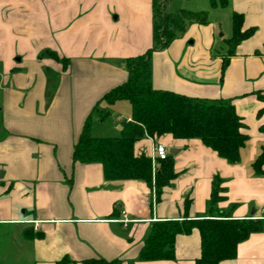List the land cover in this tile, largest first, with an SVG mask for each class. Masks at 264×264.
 Here are the masks:
<instances>
[{
    "label": "crops",
    "instance_id": "obj_1",
    "mask_svg": "<svg viewBox=\"0 0 264 264\" xmlns=\"http://www.w3.org/2000/svg\"><path fill=\"white\" fill-rule=\"evenodd\" d=\"M197 1L177 2L176 10L204 12L206 22L189 24L152 53V87L230 102L247 140L236 163L198 138L165 133L136 140L133 153L151 159L152 174L155 143L172 157L175 177L157 196L144 181L105 180L100 163L72 159L88 116L94 137L119 136L130 120L128 101L101 98L125 81L123 59L151 45L152 1L0 0V264H84L96 257L195 264L196 228L175 236L171 259L143 260L139 252L155 222L208 217L214 177L223 188L220 212L262 223L218 264H264V164L262 174L252 168L264 146V0ZM233 13L251 33L230 54Z\"/></svg>",
    "mask_w": 264,
    "mask_h": 264
},
{
    "label": "trees",
    "instance_id": "obj_2",
    "mask_svg": "<svg viewBox=\"0 0 264 264\" xmlns=\"http://www.w3.org/2000/svg\"><path fill=\"white\" fill-rule=\"evenodd\" d=\"M152 1L151 45L141 54L123 59L127 70L125 81L111 88L101 100L113 102L124 99L131 108L130 120L122 122L116 137H94L90 133L88 116L74 144V162H98L105 180L138 179L155 188L156 195L175 177L171 155L157 159L152 174L151 159L135 155L136 140L148 136L157 138L165 133L177 139L198 138L229 163L239 161V150L247 140L241 131L243 124L234 106L221 99H203L166 90H157L151 84V55L165 49L171 41L182 36L191 23H205L204 12L179 9L166 10L168 0ZM226 0H210V5H224ZM242 15H232V35L228 39L229 52L251 30H242ZM67 58L61 62L67 65ZM226 61L223 62V67ZM264 111V108H263ZM264 146L252 163L255 174H262ZM221 180L214 177L208 203L209 216L201 219H184L155 222L139 252L143 260L171 259L174 256L175 236L187 234L196 228L200 235V254L195 264H218L233 258L236 246L249 236L260 231L262 223L257 219H234L220 212L216 203L221 199ZM186 200V204H188ZM24 236L26 231H24ZM84 264H119L117 259L101 257L84 260Z\"/></svg>",
    "mask_w": 264,
    "mask_h": 264
},
{
    "label": "rangeland",
    "instance_id": "obj_3",
    "mask_svg": "<svg viewBox=\"0 0 264 264\" xmlns=\"http://www.w3.org/2000/svg\"><path fill=\"white\" fill-rule=\"evenodd\" d=\"M177 2H182V3H185L186 5H197L198 3L199 4H201L202 2L201 1H197V0H193V1H190V0H174V1H172V0H168V2H167V4H166V10L167 11H169V12H173V11H175L176 9H178L179 8V6H175V5H177L176 3ZM186 9V10H190V11H193V8H187L186 6L185 7H183L182 9ZM193 12H196V11H193ZM224 27V31H225V25L223 26ZM229 28V27H228ZM226 30H227V27H226ZM220 32H222V31H220ZM219 32V33H220ZM185 33V32H184ZM218 33V34H219ZM181 37V36H180ZM152 56V55H151ZM150 61H151V59H150ZM125 102V101H124Z\"/></svg>",
    "mask_w": 264,
    "mask_h": 264
},
{
    "label": "built area",
    "instance_id": "obj_4",
    "mask_svg": "<svg viewBox=\"0 0 264 264\" xmlns=\"http://www.w3.org/2000/svg\"><path fill=\"white\" fill-rule=\"evenodd\" d=\"M154 152H155V155L158 159H165L168 156L167 148H166L165 144H163L161 142L155 143Z\"/></svg>",
    "mask_w": 264,
    "mask_h": 264
}]
</instances>
